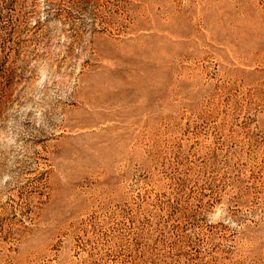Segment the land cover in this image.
Instances as JSON below:
<instances>
[{
	"label": "rangeland",
	"instance_id": "1",
	"mask_svg": "<svg viewBox=\"0 0 264 264\" xmlns=\"http://www.w3.org/2000/svg\"><path fill=\"white\" fill-rule=\"evenodd\" d=\"M0 264H264V0H0Z\"/></svg>",
	"mask_w": 264,
	"mask_h": 264
}]
</instances>
